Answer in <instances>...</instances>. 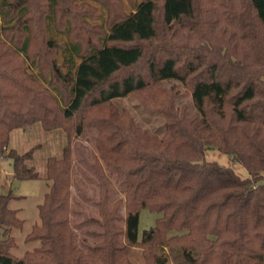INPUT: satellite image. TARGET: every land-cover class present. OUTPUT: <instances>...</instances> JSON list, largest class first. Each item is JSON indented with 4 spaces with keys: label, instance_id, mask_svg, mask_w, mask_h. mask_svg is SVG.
Masks as SVG:
<instances>
[{
    "label": "trees",
    "instance_id": "16d2710c",
    "mask_svg": "<svg viewBox=\"0 0 264 264\" xmlns=\"http://www.w3.org/2000/svg\"><path fill=\"white\" fill-rule=\"evenodd\" d=\"M98 1L104 24L91 23L89 0H0V156L15 179H38L35 147L8 150L12 131L40 123L67 135L27 235L39 244L21 257L11 230L23 220L12 193L0 196V264H131L135 247L146 264H167L168 247L185 264H264V0ZM169 79L195 114L177 107ZM128 95L164 117L161 135L114 102ZM87 129L98 132L103 226L90 251L71 225L72 139ZM213 146L249 176L208 160ZM108 171L125 186L113 206ZM143 210L161 215L139 238Z\"/></svg>",
    "mask_w": 264,
    "mask_h": 264
},
{
    "label": "rangeland",
    "instance_id": "374dc122",
    "mask_svg": "<svg viewBox=\"0 0 264 264\" xmlns=\"http://www.w3.org/2000/svg\"><path fill=\"white\" fill-rule=\"evenodd\" d=\"M94 6V15L91 23L104 24L107 10L104 4L98 0H89ZM126 8L129 7L128 0H124ZM97 12V13H96ZM97 14V18L96 17ZM93 18V19H92ZM95 18V19H94ZM61 43L66 40L65 35H57ZM36 72L34 67H30ZM167 87H174L180 92L176 100L178 108L187 106L190 114L197 112L193 105L192 97L184 95V85L176 80L169 79L164 82ZM121 109L129 110L139 126L151 133L162 134L165 127L163 116L147 111L135 97L128 95L114 100ZM98 132L95 129H87L83 134L73 135L72 139V196H71V225L75 232L76 244L84 251H90L92 247L103 238L102 219L99 215V181L94 173L93 165L99 156L97 149ZM67 135L62 129L45 130L40 123H35L29 129L18 128L12 131L10 137V148L19 152H26L35 147L32 160L29 165L35 167L40 177L38 179L19 180L13 177V162L7 158V153L0 156V196L12 193L10 207L17 210L18 216L23 220L20 228H12L11 235L14 237L15 245L11 252L21 257L25 252L33 250L38 246V241L27 240L35 224L40 223L38 205L43 201L44 194L49 189V181L46 178V163L51 156L60 157L66 144ZM7 150V151H8ZM210 161H215L222 166H232L241 177H248V170L240 163L234 162L232 157L217 147H210L206 152ZM113 181L110 192V205L113 206L118 200L125 199V186L122 179L112 171H108ZM124 214V208L121 209ZM161 214L143 210L139 223V238L145 229L151 228L156 218ZM123 225V223H120ZM167 264H185L180 252L175 248L166 249ZM131 264H146L143 251L135 247L130 255Z\"/></svg>",
    "mask_w": 264,
    "mask_h": 264
}]
</instances>
